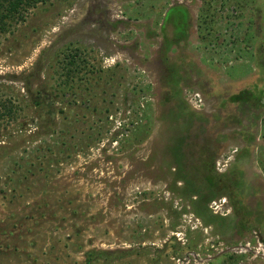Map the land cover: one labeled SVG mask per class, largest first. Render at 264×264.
Listing matches in <instances>:
<instances>
[{"label": "rangeland", "instance_id": "rangeland-1", "mask_svg": "<svg viewBox=\"0 0 264 264\" xmlns=\"http://www.w3.org/2000/svg\"><path fill=\"white\" fill-rule=\"evenodd\" d=\"M263 254L264 0H44L0 22V264Z\"/></svg>", "mask_w": 264, "mask_h": 264}, {"label": "trees", "instance_id": "trees-1", "mask_svg": "<svg viewBox=\"0 0 264 264\" xmlns=\"http://www.w3.org/2000/svg\"><path fill=\"white\" fill-rule=\"evenodd\" d=\"M44 0H0V22L2 23L7 18H9L12 15H15L20 10H25L33 5L42 3ZM70 64H74L72 60H70ZM69 62V61H68ZM67 62V64H68ZM67 86L66 83L61 85V88H65ZM39 106V105H37ZM2 112L5 113H11L12 108L11 107H5V105H1Z\"/></svg>", "mask_w": 264, "mask_h": 264}, {"label": "water", "instance_id": "water-1", "mask_svg": "<svg viewBox=\"0 0 264 264\" xmlns=\"http://www.w3.org/2000/svg\"><path fill=\"white\" fill-rule=\"evenodd\" d=\"M262 256H263V259H264V254Z\"/></svg>", "mask_w": 264, "mask_h": 264}]
</instances>
